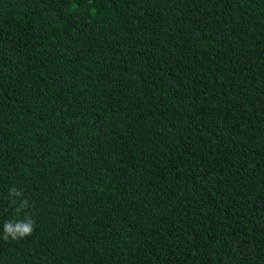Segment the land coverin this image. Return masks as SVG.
I'll return each instance as SVG.
<instances>
[{
    "label": "trees",
    "instance_id": "1",
    "mask_svg": "<svg viewBox=\"0 0 264 264\" xmlns=\"http://www.w3.org/2000/svg\"><path fill=\"white\" fill-rule=\"evenodd\" d=\"M0 264H264V0H0Z\"/></svg>",
    "mask_w": 264,
    "mask_h": 264
},
{
    "label": "clouds",
    "instance_id": "2",
    "mask_svg": "<svg viewBox=\"0 0 264 264\" xmlns=\"http://www.w3.org/2000/svg\"><path fill=\"white\" fill-rule=\"evenodd\" d=\"M22 195L19 191L10 190V197H20ZM15 203V199L12 200ZM28 206L27 200H22L20 203L21 208ZM34 231V221L31 219L18 220V221H6L3 225L4 238L8 239H21L29 236Z\"/></svg>",
    "mask_w": 264,
    "mask_h": 264
}]
</instances>
